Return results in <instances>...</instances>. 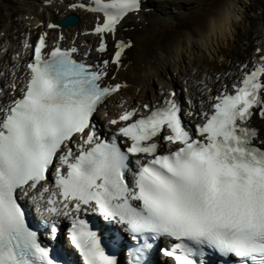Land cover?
<instances>
[{
  "label": "snow or ice",
  "instance_id": "snow-or-ice-1",
  "mask_svg": "<svg viewBox=\"0 0 264 264\" xmlns=\"http://www.w3.org/2000/svg\"><path fill=\"white\" fill-rule=\"evenodd\" d=\"M69 7L96 14V51L103 54L107 37L142 10V0ZM47 36L25 44L33 60L22 95L0 106V264H61L59 251L28 223L21 203L28 197L46 216L53 244L61 218L71 219L69 242L83 264H119L82 218L89 214L122 226L132 242L128 264H150L162 240L169 243L160 251L173 264H264V136L251 124L255 116L264 120V56L211 98L194 129L172 92L159 105L121 104L108 121L116 127L108 140L96 116L126 87L108 81L131 44L119 41L111 60L88 63L75 59L76 46L57 42L49 50ZM122 239L117 234L114 246Z\"/></svg>",
  "mask_w": 264,
  "mask_h": 264
},
{
  "label": "bare ground",
  "instance_id": "bare-ground-1",
  "mask_svg": "<svg viewBox=\"0 0 264 264\" xmlns=\"http://www.w3.org/2000/svg\"><path fill=\"white\" fill-rule=\"evenodd\" d=\"M16 1L17 4L14 7L8 5L9 1L8 4L0 3V7L13 21V16L21 12L20 18L16 21L18 28L22 26L20 22L24 25L26 21H30V14L33 18L41 19L45 15H62L65 9L64 4H55L53 8L41 7V10H34L27 4L29 0ZM162 1L148 0V6L153 7V13H140L142 18L139 22L135 20L125 22L133 28L122 31V33L130 37L133 45L127 53L126 62L128 64L123 71L117 74L130 83V86L121 92L123 96H130L134 99L153 97L154 94L148 92L151 91L150 87L155 90L161 82L163 85L177 83L180 77L186 79L191 95L206 98V89L196 84L197 81H204L208 86H213V81L216 79L228 82L235 78L234 61L243 60L245 62L257 47H260L261 54H264V33L262 32L264 26H261V31L256 28L257 37L254 35L250 37V42H257L253 45L252 51V47L249 48V46L243 47V50L240 47L239 50L235 48L240 42V39L236 38L239 34V21L248 17L246 0H166L173 6L170 10L159 6L158 3ZM56 9L59 10L57 14ZM25 14H29V18L23 19ZM83 17L85 20L91 19L88 15ZM83 22L84 20L80 18L74 27L70 26L66 35L71 36L75 29L82 30ZM6 29H8L7 26ZM14 34L15 40L12 34L10 36L21 47L23 43L18 40L20 39L18 30ZM90 40H92L91 37L87 41ZM8 60L7 58L6 63ZM19 61V58H15L14 68L22 71L25 69L26 59L22 60L21 67L18 64ZM169 71L175 72V75L171 74L170 80L166 79L170 76ZM4 78L6 79V75ZM139 86L141 89L136 91ZM106 110L109 113L116 110L113 100L107 103ZM101 117L100 115L99 118ZM259 123L263 131L264 120H259Z\"/></svg>",
  "mask_w": 264,
  "mask_h": 264
},
{
  "label": "rangeland",
  "instance_id": "rangeland-1",
  "mask_svg": "<svg viewBox=\"0 0 264 264\" xmlns=\"http://www.w3.org/2000/svg\"><path fill=\"white\" fill-rule=\"evenodd\" d=\"M255 1L256 0H246L245 1L246 10H247L246 15L248 17H244V18L240 19V21H239V34L237 35L236 38L240 39L241 42H238L237 46L240 47L242 50H243V47H247L248 46L251 34H253V31L255 30V27L259 23V21H257V20H256V23L254 21V18L257 16L256 13H258V15L260 14V10H258ZM259 2H261V1L259 0ZM3 14L4 13L2 12V9L0 7V18L5 19L7 16L4 17ZM259 27H260V24H259Z\"/></svg>",
  "mask_w": 264,
  "mask_h": 264
}]
</instances>
